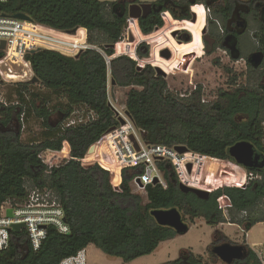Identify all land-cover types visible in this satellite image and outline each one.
<instances>
[{"label":"trees","instance_id":"16d2710c","mask_svg":"<svg viewBox=\"0 0 264 264\" xmlns=\"http://www.w3.org/2000/svg\"><path fill=\"white\" fill-rule=\"evenodd\" d=\"M199 1L195 4L209 12L212 9L214 22L208 19V24L216 25L211 32L216 40L218 25L227 33L225 23L237 1ZM256 1L264 2L251 0V9ZM167 2L175 8L192 5L175 0H158L151 4L158 11L138 20L142 34L148 35L163 26L161 12L169 11L174 20L191 21L188 9L178 16L167 7ZM132 3L138 0H8L0 3L2 15L24 14L34 23L65 33L85 29L88 44L95 47L74 58L44 49L28 53L25 61L38 81L9 84L1 97L0 206L6 201H24L35 188L49 190L61 205L70 232L61 235L49 227L37 251L30 248L26 233H11L8 247L0 252V264H58L89 245L123 263L134 261L150 255L161 242L177 236L173 229L155 222L151 215L155 210L176 209L180 215L203 218L211 225H244L246 231L264 222V166L243 167L230 153L236 144L248 142L264 155V60L259 66L246 64L244 83H238L240 75L225 67L230 89H220L216 99L207 103L201 101L200 87L180 97L169 91L166 78L157 75L152 66L139 69L130 57L119 56L109 65L111 87L128 88L123 109L143 133L146 143L183 146L191 152L231 162L259 175L260 179L243 187L226 186L203 200L193 193L180 191L170 164L160 162L158 166L167 188L149 184L142 189L143 195L130 187L142 172V166L122 170L121 184L115 188L106 170L95 164L84 166L77 160L110 129L119 126L107 93L108 67L97 49L107 55L113 53L112 48L126 27L128 6ZM249 15L247 24L254 31L252 38L248 35L247 38L255 43L254 48L247 54L241 50L245 32L238 38L239 55L231 56L233 60L246 59L254 51L264 56L262 24L255 20L253 25L250 23L249 18L257 16L255 10ZM185 38L180 41L185 43ZM202 41L204 54L210 55L222 47L215 43L210 48L204 38ZM193 46L199 58L201 47L195 42ZM137 56L148 58L144 44L137 48ZM2 57L3 52H0V59ZM75 111L91 112L94 119L74 127H62ZM22 114L25 130L30 121L38 126V133L26 140L21 138ZM64 143L69 146L72 159L48 171L40 155L45 151L60 152ZM222 196L230 201L225 213L217 202Z\"/></svg>","mask_w":264,"mask_h":264},{"label":"built area","instance_id":"2783aa9c","mask_svg":"<svg viewBox=\"0 0 264 264\" xmlns=\"http://www.w3.org/2000/svg\"><path fill=\"white\" fill-rule=\"evenodd\" d=\"M7 1L0 0V3H6ZM160 18L164 22L163 26L148 35H144L141 34L138 20L128 17L121 39L112 48L113 53L107 55L102 50L97 49L108 67L107 87L111 83L110 62L119 56H128L133 60L136 59L137 48L144 44L142 42L147 41V39L151 40V37L155 35L153 34L154 32L162 31L167 24L171 23L168 22V18H171L169 12H161ZM133 28L136 29L139 36L132 32ZM125 36L127 37L126 40ZM130 36L132 40H129ZM2 42L4 43V49H0V52H3V57L0 59V80L6 82H10V80L5 79V70H9L11 63H22L29 71V76L18 82H26L33 78L32 70L25 61V56L36 50H49L65 57L74 58L87 49H95L94 46L88 44L85 29H78L74 33H65L39 25L30 19H16L13 16L0 14V45ZM167 50L170 51V48H167ZM150 55H152L151 52ZM0 101L3 102L1 97ZM112 107L114 108L113 105ZM114 112L117 120L122 119L124 125L119 123L118 127L104 134L92 145L93 151L91 153L87 151L83 158L77 159L84 166L95 164L106 170L109 174V182L113 187L117 188L121 184L122 170L142 166V172L132 181L136 186L144 189L146 185L159 184L166 189L167 184L163 171L158 166L160 162L170 164L179 186L205 191L210 194L229 185L223 182L216 187V184L208 176L203 177V174L207 170L214 168L215 165L213 163L215 162L220 167L232 166L230 162L203 156L189 150L179 153L176 150L177 146L148 144L143 140V133L134 126L125 112L119 114L120 112L118 113L115 109ZM93 119L94 114L91 112L75 111L61 125L64 128H70ZM20 121L22 124L21 130L23 131L25 127L23 114ZM130 136H133L138 149L135 148L134 143L130 140ZM40 158L46 167L49 168L62 166L72 159L70 152H63L62 150L60 152L45 151L40 155ZM242 170L244 171L243 175L237 176V182L239 183H236V187L245 186L254 180L260 179V176L253 172ZM219 173L220 176H227V173L222 168ZM223 173L225 175H222ZM137 180L140 185L136 183ZM206 186H209V188ZM210 186H214V188L210 189ZM8 210L11 211L10 216H7ZM13 225H23L19 232L23 231L26 233L30 248L33 251L40 249L46 239L49 227H53L61 235H66L70 232L69 226L65 222L64 211L54 194L49 190H40L38 188L30 190L26 199L22 202L11 200L4 202L0 206V252L9 245L10 234L14 233L11 229ZM58 264H87L86 250L82 249L76 255L62 259Z\"/></svg>","mask_w":264,"mask_h":264},{"label":"rangeland","instance_id":"374dc122","mask_svg":"<svg viewBox=\"0 0 264 264\" xmlns=\"http://www.w3.org/2000/svg\"><path fill=\"white\" fill-rule=\"evenodd\" d=\"M100 1H109V2H116L118 0H100ZM158 0H138V4H153L156 3ZM176 2H182L186 3L189 1H192L191 4L200 3L199 0H175ZM219 1V0H218ZM167 7L173 8L171 2L166 3ZM174 9V8H173ZM177 10V9H174ZM190 10V13L193 12L196 16V22L192 23L191 21H188L189 27L185 25V22L183 23V26L187 28L188 32L185 30H179L177 29V26L172 25L171 23L167 24L165 29H163L160 32H154L151 40L142 42L144 45L148 48V58L141 59L138 56H136V59H134L137 63V66L144 67L146 65H150L153 68L156 66L160 67L162 71L165 74V78L167 81V86L170 92L182 96H188L192 91L195 90V88L200 87L201 90V101L207 103L212 102L216 99L218 91L221 90H227L230 89L227 84V78L228 75L223 70L225 67L231 68L234 73L237 75H240V78L238 80V83H244L245 82V75H246V65L244 60H233L229 57V54H227L222 48H218L214 51V53L208 55L204 54L203 50V35L201 34L202 30L205 29L204 35L211 36L212 30L214 27H216L215 24H211L209 26L208 19L214 22V18L212 15V9L211 12L207 11L202 5L196 4L192 6ZM210 14V17H209ZM171 19L173 17L170 15ZM207 19V21H206ZM174 20V19H173ZM178 22H182L180 20H175ZM187 21V20H183ZM164 24V22L162 21ZM199 23V26H198ZM127 24V21H126ZM203 25V27H202ZM219 27V26H218ZM254 28L250 27L246 31V35L243 36V46L241 47V50L243 53L247 54L248 51L251 50V48H254L255 43L251 42L248 38H252L253 30ZM174 31H178L180 33L181 31L186 32L187 35L191 38V42L189 43H183L178 44V41L183 40L182 34H179L180 37L177 35L175 38L171 36V34ZM218 31V29H217ZM133 33H135L136 36H139L136 29L133 28ZM157 33V34H156ZM170 33V34H169ZM142 34V33H141ZM125 40L127 37H124ZM179 38V39H178ZM181 42V41H180ZM185 42V39H184ZM198 44V50L202 51V55L197 58V51L194 49V46L192 44ZM149 43V44H146ZM170 48L171 52V58L165 59L160 56V50ZM150 52L152 55H150ZM189 53H195L196 55L192 59L189 68L187 71H181L178 69V64L181 60V57L183 55L189 54ZM128 57V56H127ZM18 65L20 64H13L11 63V69L12 71H17ZM21 65H23L21 63ZM20 65V66H21ZM7 80H10V82L2 81L0 83V97H4V94H6L9 84H14L20 81L18 78L15 79H9L5 78ZM108 94H109V102L114 106L113 110L117 111L119 114H122L125 112L123 109V103L126 98V92L128 88H120V87H111V83L108 85ZM111 105V106H112ZM53 121L56 120L55 117L52 118ZM24 132L21 133V138L23 140L29 139L33 134L38 133V126L33 124V121H30L28 124V130L23 129ZM140 135L141 133L138 132ZM51 154V153H50ZM65 161V159H64ZM231 163V162H230ZM232 164V163H231ZM214 168L207 170L204 172L203 177L208 176L214 184H216V187L220 185L223 182H226L229 184L230 187H236L237 182V176L243 175L244 168L239 167L235 164L226 165L224 167L217 166V163H213ZM223 169L227 173V176H220L219 170ZM245 170V169H244ZM229 172V173H228ZM224 177V178H223ZM131 190L135 193H141L143 194V190L136 186L133 182L130 184ZM209 188V186H206ZM243 187V185L241 186ZM214 188V186H210V189ZM144 195V194H143ZM226 212V209L223 210V213ZM183 219L188 223L189 230L186 234L182 236H178L171 244H168L167 246H160L158 247L153 253L150 255H146L143 257H140L134 261L123 263L119 258L107 256L104 253H102L100 250L97 252L90 251L88 249V255H87V264H161L166 259L170 258L173 259L175 255L173 254L175 252H178L180 249L184 248L187 250H192L200 255H202L203 259L205 260L207 257L206 246L210 242L209 239V233H211L214 229L211 226V224L207 223L203 218H193L191 219L188 215L181 214ZM226 224V223H225ZM230 224V223H229ZM224 229L225 232H227L232 239H236L240 236V231L238 229L233 228L228 225L220 226ZM260 241V245L257 247H254V249L259 254V259L261 261V264H264V223L257 224L252 231L249 233L248 242L254 243ZM186 250V251H187ZM204 254V255H203Z\"/></svg>","mask_w":264,"mask_h":264},{"label":"flooded vegetation","instance_id":"af4514ba","mask_svg":"<svg viewBox=\"0 0 264 264\" xmlns=\"http://www.w3.org/2000/svg\"><path fill=\"white\" fill-rule=\"evenodd\" d=\"M236 1L237 3L231 12L232 15L228 19V21H226L225 23L227 33H225L224 30L221 29V26L218 25L219 26L218 27L219 37L218 38H220L221 36L219 40L218 38L215 40L213 39L212 36L210 35L206 36L203 34V38L207 43V47L212 48V46L215 43H218L220 44V46H222L220 48H222L227 54H229L230 58L233 55H236V56L239 55V51L237 49L238 43H239L238 38L242 36L243 34H245V32L249 29V23L247 24L246 17H250L249 14L251 10L253 11L255 10L257 16L254 15L252 18H249L250 23L252 24L253 20H255V22L259 21L262 24V29L264 31V2L256 1L255 6L252 7L251 9V7H249V3L251 0H236ZM189 2H192V1H189ZM192 5H188V6L184 5L181 8L173 7L174 9H177V10H174L173 8L172 10L175 11L178 16H180L186 13L185 9H188V10L191 9ZM170 6H173V4ZM157 11H158V8L153 7L152 13L150 15H152L153 13ZM184 22H185V25L189 27V24L187 23L188 21H182L181 23L180 22L178 23V21L174 20V24L172 25L177 26V29L179 30H185L188 32L187 28L183 26ZM198 26H199V23H198ZM179 34H182L183 35L182 37H187V34L184 31H181L180 33H178L177 37H180ZM257 52L259 51L251 52L249 55H247L246 59H243L245 62V65L247 63L252 64L251 56L254 54H257ZM258 55L260 57V60H261L260 64H261L264 60L263 59L264 56L260 55L259 53ZM239 60H242V59H239ZM252 65L255 66L254 64ZM218 225L219 224L211 225L214 230L208 235L210 242L206 246L205 252L207 253V257L205 260L202 258L203 257L202 255L193 254L189 251L182 250L179 252L178 257L175 260L162 263V264H170V263L171 264H261V261L259 259V254L254 249V247L259 246L260 243L257 244V243L248 242V237H249L248 231L250 229L246 231L244 228V225L233 224V228L238 229V231H240L241 234L238 238L232 239L231 236ZM220 254L225 256L226 259L223 260Z\"/></svg>","mask_w":264,"mask_h":264},{"label":"water","instance_id":"95a60500","mask_svg":"<svg viewBox=\"0 0 264 264\" xmlns=\"http://www.w3.org/2000/svg\"><path fill=\"white\" fill-rule=\"evenodd\" d=\"M196 4H193L192 6H194ZM153 10V6L151 4H138V3H132L128 6V17L131 19H143L146 18L147 16H149L152 13ZM191 22L195 23L196 22V16L195 14H193V12H191ZM16 19H24V20H29V17H27L24 14H16L13 16ZM205 32V29L202 30L201 34L203 35ZM74 33V32H73ZM178 31H174L171 36L173 38H175V36L177 35ZM129 40H132V37H129ZM191 42V38L186 37L185 38V43H189ZM178 44H183L182 42L178 41ZM113 47V46H111ZM0 49H4V43L2 42L0 45ZM160 56L165 58V59H170L171 58V52L167 49L162 50L160 53ZM196 54L195 53H189L186 55H183L181 57V60L178 64V69L181 71H187L189 68V65L192 61V59L194 58ZM261 60L258 54H254L251 56V63L254 64L255 66H258L260 64ZM138 68L140 69L141 67L138 66ZM155 72L157 75L160 76H165L164 72L158 68L155 67ZM33 82H37L38 80L33 77L32 78ZM113 84V82H112ZM126 115L128 116V114L126 113ZM129 117V116H128ZM130 118V117H129ZM241 118H239L240 120ZM118 122L121 125H124V121L122 119H118ZM114 128L110 129L108 132L112 131ZM130 140L134 143V146L136 149L137 145L134 142L133 136H130ZM176 150L179 153H183L185 151H187V149L183 146H177ZM63 152H69V146L64 143L63 148H62ZM93 151V146H91L88 150V153H91ZM231 156L233 158H235V160L242 165L243 167L249 168V169H259L261 167L264 166V155L258 151L253 145H251L248 142H241L236 144L235 146H233L231 148ZM47 170L49 171V167H47ZM222 175H225V173H223ZM137 184H139V181H136ZM154 183H156V181H154ZM140 185V184H139ZM180 191H182L183 193H193L194 195H196L199 199H207L209 197V193L205 192V191H199V190H195V189H190V188H186L184 186H179ZM218 205L220 209H225L227 207L230 206V201L228 200L227 197L222 196L220 197L218 200ZM11 211L8 210L7 211V216H10ZM151 215L153 216L155 222L160 225V226H165V227H169L171 229H173L177 235H183L185 234L189 227L187 224H185V222L183 221V219L181 218V215L179 214V212L176 209H170V210H155L151 212ZM23 227V225H13L11 226V229L13 232L18 233L20 231V229ZM225 248V247H223ZM240 249V248H239ZM220 256L224 259H226L225 256H223L222 254H220Z\"/></svg>","mask_w":264,"mask_h":264},{"label":"crops","instance_id":"0c3cea01","mask_svg":"<svg viewBox=\"0 0 264 264\" xmlns=\"http://www.w3.org/2000/svg\"><path fill=\"white\" fill-rule=\"evenodd\" d=\"M22 67H23V65H21V66L19 65V66H18V69H17V72H18L17 75H19V78H18V79H19L20 81L26 79V78H22V74H21L22 72H19L20 70H21V71L23 70ZM25 73L27 74V77H28V76H29V71L26 70ZM263 223H264V222H263ZM263 223H262V224H263ZM219 224H220V225H218L219 227H220V226H223V225H228V226L233 227V224H231V223H230V224H229V223H226V224H225V223H219ZM258 224H259V223H258ZM256 225H257V224H256ZM256 225H255V226H256ZM255 226H254V227H255ZM254 227L251 228V229L248 231V234L250 233V231H252V229H254ZM222 229H223V228H222ZM188 230H189V229H188ZM187 232H188V231H187ZM187 232H186V233H187ZM186 233H185V234H186ZM183 235H184V234H183ZM178 236H182V235H177L175 238H173V239H171V240L163 241V242H161V243L158 245V247L163 246V245H164V246H167L168 244H171V243H172V242H173ZM254 243H257V244H258V243H260V241H258V242H254ZM158 247H157V248H158ZM88 249H89V254H90V251H91V250L94 251V252L99 251V250H98L97 248H95L93 245H89L88 247L85 248V250H86V255H88V254H87V253H88ZM182 250H187V249H184V248L180 249L178 252H175V253L173 254V256L176 254L175 257H174L173 259L168 258V259H166V261H164L163 263H166V262H170V261L175 260V259L178 257L179 252L182 251ZM187 251H189V252H191V253H193V254H198V253H196V252H194V251H192V250H187ZM199 255H200V254H199ZM161 264H162V263H161Z\"/></svg>","mask_w":264,"mask_h":264},{"label":"bare ground","instance_id":"6f19581e","mask_svg":"<svg viewBox=\"0 0 264 264\" xmlns=\"http://www.w3.org/2000/svg\"><path fill=\"white\" fill-rule=\"evenodd\" d=\"M173 22L172 24H174V20L172 19H169L168 22ZM21 65V63H18ZM11 65H9V70H5V78H9V79H15V78H19V75H17V71H12ZM19 66V65H18ZM22 71L20 70L19 72H22L21 74L25 73V71L27 70V68L25 67V65H23L22 67ZM27 77V74H23L22 75V78H26ZM226 184V183H225Z\"/></svg>","mask_w":264,"mask_h":264},{"label":"clouds","instance_id":"9594fccd","mask_svg":"<svg viewBox=\"0 0 264 264\" xmlns=\"http://www.w3.org/2000/svg\"><path fill=\"white\" fill-rule=\"evenodd\" d=\"M165 12H169V11H165ZM170 14V13H169ZM240 167V166H239Z\"/></svg>","mask_w":264,"mask_h":264}]
</instances>
